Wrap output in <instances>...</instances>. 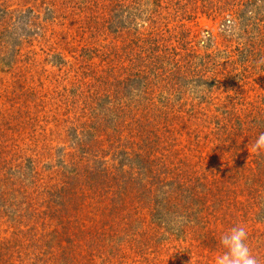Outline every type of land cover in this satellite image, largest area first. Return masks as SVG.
<instances>
[{"label":"rangeland","instance_id":"1","mask_svg":"<svg viewBox=\"0 0 264 264\" xmlns=\"http://www.w3.org/2000/svg\"><path fill=\"white\" fill-rule=\"evenodd\" d=\"M264 0H0V264H264Z\"/></svg>","mask_w":264,"mask_h":264},{"label":"clouds","instance_id":"2","mask_svg":"<svg viewBox=\"0 0 264 264\" xmlns=\"http://www.w3.org/2000/svg\"><path fill=\"white\" fill-rule=\"evenodd\" d=\"M252 147L256 152L264 151V133L258 135ZM248 240L249 233L242 225L234 226L223 233L219 238L223 251L215 258V264H260Z\"/></svg>","mask_w":264,"mask_h":264}]
</instances>
